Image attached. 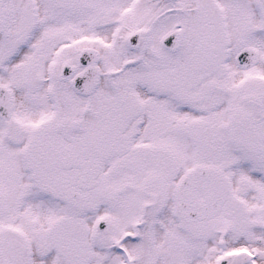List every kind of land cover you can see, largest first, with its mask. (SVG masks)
I'll return each instance as SVG.
<instances>
[{
  "label": "snow or ice",
  "instance_id": "1",
  "mask_svg": "<svg viewBox=\"0 0 264 264\" xmlns=\"http://www.w3.org/2000/svg\"><path fill=\"white\" fill-rule=\"evenodd\" d=\"M0 264H264V0H0Z\"/></svg>",
  "mask_w": 264,
  "mask_h": 264
}]
</instances>
